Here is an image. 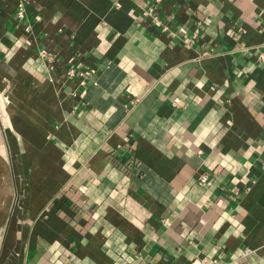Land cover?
Segmentation results:
<instances>
[{
    "label": "crops",
    "instance_id": "crops-1",
    "mask_svg": "<svg viewBox=\"0 0 264 264\" xmlns=\"http://www.w3.org/2000/svg\"><path fill=\"white\" fill-rule=\"evenodd\" d=\"M263 52L264 0H0V264H264Z\"/></svg>",
    "mask_w": 264,
    "mask_h": 264
},
{
    "label": "built area",
    "instance_id": "built-area-1",
    "mask_svg": "<svg viewBox=\"0 0 264 264\" xmlns=\"http://www.w3.org/2000/svg\"><path fill=\"white\" fill-rule=\"evenodd\" d=\"M154 3H159L161 0H153ZM155 4H149V6L145 9V15L151 17V21L153 24L157 25V26H162L164 29L167 28V25L163 22V20L158 16L157 13H155ZM26 16V8L25 5L21 2L18 6V11H17V17L19 19H23ZM242 29V28H240ZM199 36V33L195 30L194 33L192 34V36H190V38L186 41V45L187 46H191L194 42H196L197 38ZM40 54L43 57L48 56L47 52L45 50H42L40 52ZM262 59H264V52L261 54ZM92 66H87L86 69L80 71L79 76L81 77V84L83 86H87L88 83V79L92 76ZM69 73L71 75H75L77 73V71L75 69H70ZM86 92V89L83 91V93ZM140 99L139 98H134L132 99L130 102L132 105H136L138 103ZM173 104L177 107H183L185 106V104L182 103L181 98L180 97H174L173 98ZM198 181L200 184L205 185L208 183L209 179H210V174L208 171L206 170H200L198 172ZM250 250V248H247L244 253H248ZM192 264H228V262L226 261H221V260H213L207 256H203V255H198L194 258Z\"/></svg>",
    "mask_w": 264,
    "mask_h": 264
}]
</instances>
